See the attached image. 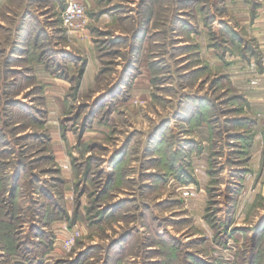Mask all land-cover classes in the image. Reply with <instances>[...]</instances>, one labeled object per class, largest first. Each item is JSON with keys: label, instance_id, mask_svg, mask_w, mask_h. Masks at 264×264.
Here are the masks:
<instances>
[{"label": "rangeland", "instance_id": "1", "mask_svg": "<svg viewBox=\"0 0 264 264\" xmlns=\"http://www.w3.org/2000/svg\"><path fill=\"white\" fill-rule=\"evenodd\" d=\"M79 1L0 0V264H264V0Z\"/></svg>", "mask_w": 264, "mask_h": 264}, {"label": "built area", "instance_id": "2", "mask_svg": "<svg viewBox=\"0 0 264 264\" xmlns=\"http://www.w3.org/2000/svg\"><path fill=\"white\" fill-rule=\"evenodd\" d=\"M84 16V5L79 0H67V6L64 11V19L66 23L72 25L78 19ZM79 235L78 232L71 234L69 243L73 242L74 239Z\"/></svg>", "mask_w": 264, "mask_h": 264}]
</instances>
